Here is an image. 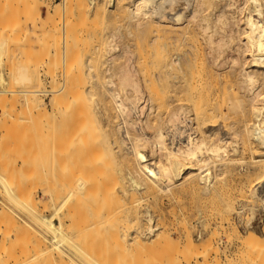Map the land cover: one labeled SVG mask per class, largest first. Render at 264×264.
<instances>
[{
	"label": "rangeland",
	"instance_id": "rangeland-1",
	"mask_svg": "<svg viewBox=\"0 0 264 264\" xmlns=\"http://www.w3.org/2000/svg\"><path fill=\"white\" fill-rule=\"evenodd\" d=\"M65 1L66 3L64 4ZM89 1L90 0H0V78L2 77L0 79V176L2 175L3 178H0V183L2 182L0 185V211H4L0 213V264H158V262L159 264H164L162 262L166 261L165 256H167V250L170 251L168 254H170L171 251L173 253L169 256H174L178 253V251L175 252L176 254L174 253V250L176 251L177 249H174L173 246L175 245H172L174 244L172 242L176 241L175 244L178 243V246L183 245V234H185L186 231L191 236L193 243L196 242L197 244H200H198V246H195L197 244H194L195 248H199V251L197 249L192 251H198L199 255L201 256H196V254L193 253L188 264H194V262L197 260L198 261L195 262V264H205L206 262V264H264V262H262L264 261V256H262V254H264V249H262L264 248V237H262L264 236V231H262L264 230V225H262L264 224V198H253L249 194L250 191H247L248 188L252 191L254 186H256L255 191L258 194L264 196V181H260V174H264V164H261V162L264 163V160L260 161V158L264 157V149L261 148L257 141L250 138V136H248V138L244 130V127L247 125V127H249L250 122H253L254 120V114L251 111V101L249 98L250 85L248 86V83L245 81L243 76V69L247 67L246 70H249L250 68H253V66H250V64L247 63L250 51L248 53V50L241 48V46H243V36L239 34V28L242 26L241 18L243 14L247 12V8L249 7L248 1L176 0L175 2V0H173L174 2L172 5H165V10L167 9L165 15H172L174 13L179 14L180 12L181 21L179 20V23L181 24L178 26L181 30L185 29L186 27V31H184L186 33L185 38H187L179 41L180 43L178 42L177 46L180 45L181 47H174L176 48L177 53L183 56V58H189L190 62L187 63V61L184 59L186 63L184 64L185 66L182 68V70L176 71L177 77L174 78L176 82L180 83L179 85L177 84L178 90L180 89V94L181 92L182 95L183 93L185 94V96H182L178 93L182 100L176 102V104L179 103V105L184 104L183 109L185 110L183 115L185 116L186 122L184 121V123H182L180 130H184L185 133L188 131H193L195 133H193V135H196L197 137H205L206 140L209 138L206 136V134H209L210 137H213L214 134L215 136L218 135L219 137L221 136V138L229 139L228 137L230 134L236 132L238 135L236 133L234 134L236 135L235 138H237L239 146L238 151L234 152L230 150L228 152V158L230 159L227 160V164H222V166H220L221 168H224L225 171H227L221 176V178L215 181V184L210 188L205 189L204 185L197 179L196 183L198 185H196L199 188H197V186H193V188L190 185H185L182 183L183 185L177 184L172 186L170 188L171 191L168 190L166 193L164 191H159L156 188H147L146 190L145 187L142 188L143 190H132L128 178L129 173L126 172L127 170H125L123 167L122 162L119 161L120 159L116 157L110 158L109 156L106 158V155L108 154L104 146V144H106V134H108L106 132L108 131L107 125L109 123V118L113 115L116 116L117 114L114 104H112L111 100L110 102L109 99H107L112 93H114V90L121 93V96L123 95L126 97H123V99H126V106L129 108L131 106L136 107V109L134 108L136 112H133V107L130 108L131 110L129 109V113L131 114L129 115L131 118H128L132 120L137 118V120L134 119V121H137L138 124L140 123L143 125L142 122L146 118L145 115H149L147 118L150 121H154L155 119L157 120L158 116H161V118L165 119L166 115H168V109L166 110L163 108H158L156 106V101L154 100L155 95L153 85L155 82V47L152 41L154 36L153 33H155L154 29L156 28L155 22L158 20V18L154 15H150V19L144 20H150V22L153 20L152 24L155 26L150 23L152 25L151 26L148 24L149 27L151 26L150 28L147 26L141 28L137 27L135 25L136 22L127 16V8H123V11H120V14L117 12L118 9H116L117 14L115 13V10H113L114 12H108L109 14L107 16H102L98 14L97 11H95L97 9H94L95 7L93 8ZM94 1H96L95 3L97 7L98 4L101 5L102 3L108 6L109 2H111L109 0ZM125 1L128 5L127 7H130L128 4L129 1ZM95 3L93 6H95ZM56 6L61 8L59 11L53 12L54 9L56 10ZM193 11L195 15L192 13ZM220 14H222V22L219 20L216 21L218 17L217 15ZM126 16L129 18V20ZM163 19L165 20L167 18ZM130 20H132L135 24H131L132 21ZM182 23H184L183 25H185V27H183ZM186 50L188 53L185 52ZM177 72L181 73L178 74ZM191 72L195 73L191 74ZM184 74L187 75V78L186 75L183 76ZM179 76H182L185 79ZM194 76L201 79H197L196 81ZM191 78L193 79L191 80ZM181 79H183V83ZM192 81H194L195 84H193ZM190 82L193 87L192 85H189ZM189 86L192 88L188 90ZM191 90H194V92L192 93ZM261 90H264V87H262ZM189 91L191 95V97H189L192 102L188 101L190 100L188 98ZM195 94L196 97L194 98ZM40 98L43 102V106H40V109L32 107V102L30 103V101H33V99H36L37 101ZM61 99L63 103L62 101L60 103ZM185 99L187 100L186 102H184ZM195 99L198 102H196ZM76 100L78 101L77 105L74 103ZM27 101L28 103H26ZM106 101H109L110 103ZM72 103L75 104V107H73L74 109H72ZM192 103H196V107H193L194 104ZM100 105H102V107ZM68 107L71 109H67ZM64 108L67 110V113L66 111H58L61 109L64 110ZM193 108H198L197 110L199 112L197 110L194 111ZM59 112L64 113L61 114ZM205 112L208 113L209 117ZM150 113L154 115L152 116ZM199 113H201V115ZM64 115L66 117H64ZM202 117L203 119H200ZM213 117L214 120L216 119V121H213L214 126L212 121L210 122ZM96 119L97 122L95 121ZM205 119H208V121H203ZM198 121L200 122L198 123ZM94 122H96V124ZM137 123L134 125V127L137 126L136 129H138L140 125ZM63 128L68 130L65 132L66 134H64L65 130ZM83 128L86 131H83V133L80 135L79 129L81 131ZM72 131H75V134ZM96 131L99 136H97L95 133ZM212 131L215 133L210 134ZM84 132L86 134L89 132V134L84 136ZM150 133L151 130L146 129V136H149ZM61 134H64L65 137L61 136ZM75 135L80 137H77L79 140L73 139L76 138ZM91 135H95L96 137ZM182 135L184 136V134ZM69 136L72 137L73 141L75 140L76 144L72 141L71 144H68V141L70 143L69 139H71ZM64 140L65 142H62ZM96 141H98L100 145H98V142L96 143ZM85 142L87 143V146H89L90 143L96 146H89L90 148L88 147L87 150L85 148L86 145L84 146L83 144ZM48 143H51V145ZM79 144H82V147L84 146L83 150L85 148L84 156L82 155L83 152L82 149H80L81 145ZM67 145L71 146L70 148L73 146V152L71 151L73 156L71 157H74V154L77 152L75 154L76 158L69 157V152L66 151V154L65 151H63V149H70L67 148ZM75 145H77L76 147L78 149L76 150L75 148L76 151L74 152ZM49 148H51V152ZM144 148L145 149L140 147V150L142 149L141 152L147 159H151L149 148L147 146ZM59 149V152L62 150L65 153V156L68 155L67 160L65 157H63L65 162L64 159H62L63 152L61 153L59 159V152H57ZM90 149H97L96 151L93 150L94 160L93 157H91L92 155H90L92 153H90ZM78 150L80 151L79 154ZM72 153H70V155ZM94 154L95 156L97 155L96 158ZM101 154L103 155L100 157ZM87 155L88 158L86 159ZM204 157H206V155ZM70 158L72 160L75 159L73 160L75 161V163L73 162L74 167L72 164H69L71 163ZM89 158L92 159L91 163L95 161L93 163H96V165L93 164V168L98 169V171H95L93 168H91V163H88L91 160ZM98 158L101 159L102 162L104 160L102 167L101 164H99L101 161ZM68 159L70 161L69 163ZM80 159H82V162ZM108 159H111L112 161L115 159L112 163L116 166H111L112 164H109L110 162L108 163ZM116 159H118V161H116ZM106 160L109 165H105ZM83 161L85 164L88 163L86 165H91V167L85 165L88 170H86V167H84ZM2 162L5 163V166ZM218 163L223 162L219 161ZM62 165H64V167H62ZM76 166L77 168H75ZM108 166H111V168L109 167L111 171H108L110 173L106 172ZM72 167L75 168V170H73L75 171L73 175H75L74 179H72L73 176H69L72 179L69 181L70 178L66 179L63 177H65V172L66 176L69 172H72ZM208 167L210 173L213 174L216 171L214 163L210 162ZM79 170L83 173H81ZM84 171H88L86 175ZM92 171L94 172L92 173ZM102 171L105 173V175L102 173ZM89 173L93 175L90 176ZM114 173L118 175L115 176ZM83 174L88 176L90 181H87V177H83ZM68 175H70V173ZM109 176L111 177L110 179H112L109 180L110 182L107 179ZM256 178H259L258 180L260 182H258ZM53 180H55L56 183L55 181L53 182ZM66 180H68L67 183ZM101 182H104L105 185L103 183L101 184ZM217 182L219 183L217 184ZM80 183L82 184L78 189ZM107 184L108 186L112 187L106 188L108 187L106 186ZM4 187H6L8 190L11 189L10 192L13 191L12 193H14L16 196L20 190L24 193L19 192L20 195L16 197L17 199H10L6 195V188ZM184 187H187V189ZM190 187L194 190H192ZM84 188H86V192L89 191L87 192L88 194L84 193ZM93 188L96 189L93 190ZM111 189H113L112 191L114 193L111 191ZM59 190L61 193L64 190L72 191V193H70L71 191L69 192L70 197L68 200L71 201L72 204L73 201H76L79 204V202L76 200L77 198H75L78 196L76 194H80L82 196L83 194L84 196L87 195L85 197L86 199L84 200L89 199V202L94 200L92 204L89 203L90 205L85 201L84 205L86 208H84L83 211L81 208L82 205L80 207L79 204L81 212H83V215L85 214L83 217L85 221L87 220L86 223L83 217L81 218L82 213L77 212L79 211L78 206H73V208L70 205L71 207L68 206V208H73V210L76 207L78 208L77 210L75 209L74 215L75 217L80 216L82 225L88 224L92 220L94 222L91 223L97 222V226H95L96 229H93L95 231L88 229L87 231H84L83 235L81 234L82 237H72L66 242H61L59 238L52 242L53 240L50 239L52 236L47 232V236H45V230L40 227V223L35 215H49L50 210L48 208L49 206H47L48 199L46 201V194H48V192L51 193L52 202L54 205H56L58 201L57 198H60L61 195V193L57 192ZM102 190H106L105 193ZM108 190L110 192L107 194L106 192ZM96 191L101 192L102 194ZM111 192L114 195H112ZM53 193H57L58 195H54ZM115 193L117 195L116 197ZM129 194H132V196L130 195L128 198ZM101 197H104L105 199H102ZM97 198L99 202H95ZM117 198L120 200H118L119 204L122 203V207L121 205H118V202L116 204L119 207L115 204ZM106 199H109L110 202L113 201L114 204L112 202L110 203L109 200L108 203L106 202L107 204H105ZM13 200L16 202H13ZM101 201L104 203H101ZM44 202L46 203L47 207L44 206ZM96 203L102 204L101 206L107 205L110 211H108V207H106L107 209L104 207L106 210L102 211L100 204L98 205ZM74 204L76 205V203ZM93 204L97 207L95 208ZM90 206L96 211H98L97 208L99 209L101 207V211L99 213L103 217L107 213L109 214L105 216L107 217L106 219H108V216L109 218H112L111 212L113 211V215H115L113 218L116 217V219L115 221H112L111 219L109 223L112 221L114 222L113 224H118L117 229L119 235L117 234L116 236L113 233V235L106 234L109 236V239L108 237L106 238V235L103 236L104 238L100 237L103 243L99 241L101 239H96V236L100 235V233L103 235L105 233L104 231L109 233L110 230L108 231L107 227L112 228L113 224L110 223L112 225L108 226L109 223L106 224V220H103V217L99 214L98 215L101 216L99 218H101L103 221H101L99 218L97 219L95 214L96 211H92L93 208L91 209ZM113 206L114 208L117 206L121 210H119V213L117 212L119 215L115 214L118 208L113 210ZM232 207L233 209L231 210ZM70 208L69 214L72 212V215H70L73 217V210ZM109 212L111 213V216ZM30 214H32L33 217ZM92 214L94 215L92 216ZM147 215L151 216L152 221L155 222V227L158 226L155 233H159L161 231V236L157 234V236L159 235L158 237L160 239H165V235H168H166V238H168L165 240L167 242L166 244H169L170 250H166L165 248L162 249V247L167 246L163 245L165 240L161 239V241L159 239V241L158 238L156 239L155 236H152L153 234L147 235V238H140L142 239L140 241L143 243V245L144 243L145 245H148H146V249L149 247L148 250L144 248V251L146 250L144 253L142 250L136 247V243L134 244L135 238L129 240L130 237L128 234L132 233V229L135 227H133V224L136 225L137 221L138 223H144ZM94 216L96 217L97 221L94 219L91 220V218ZM225 219L229 222H227ZM99 220L100 224H102L101 229L104 223V226L106 225V227L103 226L105 230L102 229L104 233L102 230L98 231L99 228L97 227L100 226L98 224ZM120 221L122 224H120ZM228 223H232L234 225L236 224L235 226L237 227V232H232ZM127 224L129 227H132L129 228ZM124 225H126L125 228H123ZM226 226L228 227L226 228ZM120 227L122 229H120ZM115 228L116 227H113V230ZM225 229L228 231V233ZM113 230H111V232H113ZM122 230L124 233L127 232L128 234L126 233L127 235L124 236L123 232H121ZM92 232L96 234H93ZM163 232L165 235H163ZM248 232H256L258 235H260V239H258L260 242L257 241V243L260 245L256 244L257 247L256 245L251 246L254 247L253 250L252 248H246L242 243L240 245L241 240L238 239L246 237L245 235ZM229 233L230 235H228ZM84 234L88 239H84ZM120 234H122V238ZM236 236L240 237L237 238ZM94 239L96 241L98 240L97 244L96 242L95 244L93 243ZM153 240H156V242L158 240L159 243H161L159 244L161 248H158L159 245L156 246L158 249H162L161 251L154 249L156 244ZM58 242L61 246H57V244H59ZM123 242H125L124 246ZM153 242L155 245H153ZM79 243L81 246L83 243L84 247H80ZM117 243H119L118 249L121 248L119 249V254L117 252L118 249L116 250ZM148 243H150V245ZM170 243H172V247ZM205 243L208 244L205 245ZM129 244L132 246L130 247ZM202 245H204V247ZM133 246L135 248H133ZM122 247H128L131 250ZM73 248H81L80 250L82 252L76 251ZM87 249L88 251H86ZM113 249V254L107 253V251L110 252ZM134 249L136 250L134 251ZM149 250L152 252L149 253L150 256L153 254V256H151L153 259L147 253ZM84 251L86 253H84ZM154 251H156V253H153ZM162 251H165V253H162ZM140 252L142 253L141 255ZM204 252L209 253L204 254ZM240 254L241 256H239ZM143 255L146 256L148 261L146 259H142ZM157 255L159 258H156ZM205 255L206 257H204ZM162 256L164 258H162ZM193 256H195L196 259H194ZM154 259H158V261ZM170 259L168 258L167 262H169V264L170 262L173 264L174 262L172 263V260L170 261ZM201 259L202 261H200ZM258 259L259 262H257Z\"/></svg>",
	"mask_w": 264,
	"mask_h": 264
},
{
	"label": "bare ground",
	"instance_id": "bare-ground-1",
	"mask_svg": "<svg viewBox=\"0 0 264 264\" xmlns=\"http://www.w3.org/2000/svg\"><path fill=\"white\" fill-rule=\"evenodd\" d=\"M109 1H111V2H109V5L108 6H106V5H104V3H102L101 5H99L98 3V7L96 6V1H94V0H90L89 2H90V4H91V6L94 8V9H97V10H95V11H97V13L98 14H100V15H102V16H107L109 13L108 12H114L113 10H115V13L117 14V12H119V14H120V11L122 12L123 11V8H127V11H128V13H126V14H128L127 16L128 17H130L131 19H133L135 22H136V24L132 21V20H130V21H132L131 22V24L132 23H134L137 27H149L148 26V24H152L153 22V20L150 22V20L149 21H146V20H144V19H150L149 17H150V15H154V16H156L157 18H158V20L155 22V25H156V28L154 29L155 30V33H153V44H154V47H155V62H154V64H155V82H154V95H155V97H154V100L156 101V106L158 107V108H163V109H168V111H167V113H168V115H166V118L164 119V118H161V116L159 117L158 116V118H157V120H156V122L154 123V121H150L147 117H149V115H145L146 116V118L144 119V121L142 122L143 123V125L142 124H138L137 123V121H134V119H136L137 120V118H134L133 120L132 119H130L131 117H130V108L131 107H133V106H131L130 108L128 107V106H126V97L125 96H121L120 94L121 93H119L118 91L116 92L115 90L113 91L114 93H112L110 96H109V98H107V99H109V101L111 100L112 101V104H114V106H115V108H116V110H117V114H116V116L115 115H113V116H111L110 118H109V123H108V125H107V132L106 133H108V134H106L107 135V138H106V140H105V143L106 144H104V146H105V150H106V152H107V154L108 155H106L107 157L106 158H108V156L111 158V157H113V158H118V159H120L119 161L120 162H122V164H123V167L125 168V170H127L126 172H128L129 173V181H130V185H131V188H132V190H140V189H142V188H144L145 187V189L147 190V188H149V189H153V188H156L157 190H159V191H164L165 193H166V191L168 192V190H170L171 191V187L172 186H174V185H177V184H182V183H184L185 185L187 184V185H190L191 187H195V186H197L198 184L196 183V180L198 179L203 185H204V188L205 189H208V188H210L211 186H213L214 184H215V181H217L219 178H221V176L222 175H224V173L227 171H225V169L224 168H221L220 166H222V164H227V160L228 159H230V158H228V152L231 150V151H234V152H236V151H238L239 149H238V140H237V138H235V134L234 133H236V132H233L232 134H230V136L228 137L229 139H224V138H221V136L219 137L218 135V137L217 136H215L213 133H215V132H213L212 131V133L210 132V134H213V137H210V135L208 134H206V136L207 137H209L207 140L205 139V137H197L196 135H193V131H186L187 133H185L184 132V130H180L181 129V126H182V123H184V121H185V116L183 115L184 114V109H183V105L184 104H182V105H179V103L178 104H176V102H178V101H181L182 99H181V96H179L178 95V93L180 94V92H179V90H178V85L180 84L179 82H176L175 80H174V78H176L177 77V74H176V71H180V70H182V68L185 66L184 64H186L185 63V60L187 61V63H190L189 62V58H183V56H181L179 53H177V51H176V48H174V47H176L177 45H178V42L179 41H182V40H184V39H186L185 38V36H186V33H185V31H186V27H185V25H183L184 23H182V25H183V27H185V29H183V30H181L180 29V27L178 26V25H180L181 23H179L181 20H180V18H181V13L179 12V14L178 13H174V14H170V15H165V13L167 12V9L165 10V5L166 4H171L172 5V3L174 2L173 0H128L129 2H128V4L130 5V7H127L128 5L126 4V1L124 0V2H123V0H109ZM202 1V0H201ZM231 1V0H230ZM248 1V3H249V7L247 8V12L245 13V14H243V16H242V26L239 28V34H241L243 37H242V40H243V46H241V48L242 49H244V50H248V53H249V51H250V54H249V59H248V64H250V66H253V68H250L249 70H246V68H244L243 69V76H244V79H245V81L248 83V86L250 85V87H249V98H250V101H251V111H252V113L254 114L253 116H254V120H253V122H250V124H249V127H244L245 129V134L247 135V137L248 136H250V138H252L253 140H255V141H257V143L261 146V148L262 149H264V90H261V88L262 87H264V0H247ZM175 2H176V0H175ZM243 2V1H242ZM66 3V1L64 2V4ZM94 3H95V6H93L94 5ZM100 3V2H99ZM60 4V3H59ZM186 4V3H185ZM243 4V3H242ZM55 6V5H54ZM59 6V5H58ZM58 6H56V10L54 9L53 10V12H56V11H59L60 10V8L61 7H58ZM60 6H65V5H60ZM243 6V5H242ZM248 6V5H247ZM58 9V10H57ZM63 9V8H62ZM116 9H118L117 10V12H116ZM246 10V9H245ZM99 11V12H98ZM110 12V13H111ZM171 12V11H170ZM169 12V13H170ZM191 12V11H190ZM124 13V12H123ZM194 15H195V13H194V11L192 12ZM168 14V13H167ZM192 14V16L194 17V15ZM237 15V14H236ZM113 16H114V13H113ZM121 16V15H120ZM126 16V17H127ZM167 16V17H166ZM191 16V17H192ZM218 16V17H217ZM216 17H217V19H216V21L217 20H219V21H221V19H222V14H220V15H217ZM239 16V15H238ZM127 17V18H128ZM155 18V17H154ZM163 18H167V19H163ZM128 20H129V18H128ZM155 20V19H154ZM180 20V21H179ZM215 21V22H216ZM218 21V22H219ZM222 22V21H221ZM241 22V21H240ZM129 24V23H128ZM150 24V25H151ZM153 26H155L154 24H152ZM151 25V26H152ZM150 26V27H151ZM149 27V28H150ZM182 27V28H183ZM152 30V29H151ZM185 30V31H184ZM142 31V30H141ZM153 31V30H152ZM203 31V30H202ZM152 36V35H151ZM241 40V41H242ZM210 41V40H209ZM112 43V42H111ZM180 43V42H179ZM152 45V44H151ZM177 47H181L180 45L179 46H177ZM0 49H1V46H0ZM179 49V48H178ZM197 49V48H196ZM184 50V49H183ZM123 51V50H122ZM181 51V50H180ZM0 52H1V50H0ZM185 52H187L188 53V51L186 50ZM117 53V52H116ZM121 53V52H120ZM200 53V52H199ZM186 54V53H185ZM1 55V54H0ZM154 55V54H153ZM186 55H188V54H186ZM185 55V56H186ZM185 59V60H184ZM198 59H199V57H198ZM110 60V59H109ZM154 61V60H153ZM198 61V60H197ZM111 62H112V60H111ZM195 64V63H194ZM188 65H190V64H188ZM143 67V66H142ZM188 67V66H187ZM194 69H196V68H194ZM152 70V69H151ZM188 70V69H187ZM192 71V70H191ZM178 73V72H177ZM181 73V72H180ZM180 73H178V74H180ZM183 73H184V71H183ZM182 73V74H183ZM195 73V72H194ZM193 72H191V74H194ZM197 73V72H196ZM186 74H184L183 76H185ZM223 75V74H222ZM193 76V75H192ZM192 76H190V77H192ZM179 77H181V78H183V79H185L184 77H182V76H179ZM178 77V78H179ZM2 78V77H1ZM0 78V79H1ZM151 78V77H150ZM186 78H187V75H186ZM189 78V77H188ZM123 79V78H122ZM183 79H181V81H182V83H183ZM193 78H191V80H192ZM194 79L197 81V79H199V78H196V76H194ZM201 79V78H200ZM199 79V80H200ZM258 79H259V81H258ZM194 80V81H195ZM198 80V81H199ZM127 81V80H126ZM185 81V80H184ZM194 81H192L193 82V84H195V82ZM244 81V80H243ZM121 82V81H120ZM186 82H187V79H186ZM188 82H189V80H188ZM259 82V83H258ZM181 83V84H182ZM197 83V82H196ZM121 84V83H120ZM178 84V85H177ZM133 85V84H132ZM184 85V84H183ZM187 85H188V83H187ZM189 85H192L191 84V82H190V84ZM120 86V85H119ZM185 86V85H184ZM181 87V86H180ZM190 87V86H189ZM188 87V90L189 89H191L192 87H193V85H192V87H190L189 88ZM195 87V86H194ZM111 88V87H110ZM196 88V87H195ZM195 88H193V89H195ZM182 89H183V87H182ZM223 89V88H222ZM120 90V89H119ZM185 91V90H184ZM183 91V92H184ZM192 91V90H191ZM222 91H224V90H222ZM112 92V91H111ZM110 92V93H111ZM194 92V90L192 91V93ZM186 93V92H185ZM196 93H197V91H196ZM233 93V92H232ZM235 93V92H234ZM124 94V93H123ZM206 94V93H205ZM180 95H182V92H181V94ZM183 95L185 96V94L183 93ZM182 95V96H183ZM223 95V94H222ZM57 96V95H56ZM187 96V95H186ZM191 97V95H190V91H189V95H188V98L190 99V97ZM214 96V95H213ZM217 96V95H216ZM89 97V96H88ZM123 97H125L124 99H125V101H124V99H123ZM193 97V96H192ZM196 97V94L194 95V98ZM56 98H58V97H56ZM150 98H151V96H150ZM217 98V97H216ZM53 99H54V96H53ZM59 99V98H58ZM78 100H80L79 98H77ZM89 99V98H88ZM128 99V98H127ZM218 99V98H217ZM82 100V99H81ZM183 100H184V98H183ZM196 100V99H195ZM197 100H198V98H197ZM196 100V102H198ZM29 101V100H28ZM28 101L26 102V103H28ZM55 101V100H54ZM53 101V102H54ZM61 101H62V99L60 100V103H61ZM65 101V100H64ZM109 101H106V102H109ZM110 101V102H111ZM187 100L185 99V101L184 102H186ZM188 101H190V102H192L191 101V99L190 100H188ZM32 102V103H31ZM101 102V101H100ZM109 102V103H110ZM148 102H149V100H148ZM193 102H194V100H193ZM30 103H31V105H32V107H35V108H39L40 106L42 107L43 106V102H42V100H41V98L40 99H38L37 101H36V99H33V101H30ZM29 103V104H30ZM62 103H63V101H62ZM74 103H76V105H77V103H78V101L76 100V101H74ZM89 103V102H88ZM91 103V102H90ZM105 103V102H104ZM133 103V102H132ZM56 104V103H55ZM67 104V103H66ZM73 104V103H72ZM80 104V103H79ZM78 104V105H79ZM107 104V103H106ZM131 104V103H130ZM129 104V105H130ZM136 104V103H135ZM181 104V103H180ZM192 104H194V103H192ZM196 104V103H195ZM195 104L193 105V107L195 106ZM58 105H59V101H58ZM63 105V104H62ZM75 104H73L72 105V109H74L73 107H75L74 106ZM132 105V104H131ZM189 105H190V103H189ZM55 106V105H54ZM61 106V105H60ZM64 106V105H63ZM101 107H102V105H100ZM107 106V105H106ZM111 106V105H110ZM109 106V107H110ZM152 106V105H151ZM40 107V108H41ZM71 107V106H70ZM100 107V108H101ZM104 107V106H103ZM138 107V106H137ZM156 107V108H157ZM196 107V106H195ZM39 108V109H40ZM55 108H57V107H55ZM66 108V107H65ZM64 108V110H58V111H66V113H67V110ZM107 108V107H106ZM134 108L136 109V107L134 106L133 107V112L135 111L134 110ZM148 108V107H147ZM150 108V107H149ZM210 108V107H209ZM58 109V108H57ZM67 109H71V108H67ZM130 109V110H129ZM194 109V111L195 110H197V109H195V108H193ZM76 110V109H75ZM81 110V109H80ZM80 110H79V112H80ZM89 110H91V109H89ZM113 111H115L114 109H112ZM57 111V112H58ZM69 111V110H68ZM109 111V110H108ZM146 111V110H145ZM149 111V110H148ZM159 111V110H158ZM161 111V110H160ZM198 111V110H197ZM197 111H196V113H197ZM61 112H59V113H61ZM76 112V111H75ZM82 112V111H81ZM133 112H132V114H133ZM136 112V111H135ZM147 112V111H146ZM145 112V113H146ZM164 112V111H163ZM199 112V111H198ZM209 112V111H208ZM48 113V112H47ZM64 113V112H63ZM63 113H61V114H63ZM105 113V112H104ZM186 113H187V111H186ZM185 113V114H186ZM194 113V112H193ZM206 113V112H205ZM219 113V112H218ZM225 113V112H224ZM71 114H73V113H71ZM77 114V113H76ZM130 114V115H129ZM151 114V113H150ZM158 114V113H157ZM200 115H201V113H199ZM207 114V116H208V113H206ZM66 115V114H65ZM64 115V117H66ZM78 115H79V113H78ZM92 115V114H91ZM152 115V114H151ZM154 115V114H153ZM152 115V116H153ZM194 115V114H193ZM219 115V114H218ZM225 115V114H224ZM47 116V115H46ZM52 116V115H51ZM68 116V115H67ZM74 116H76V115H74ZM183 116H184V119H183ZM60 117H61V115H60ZM63 117V118H64ZM82 117H83V113H82ZM86 117V116H85ZM84 117V118H85ZM128 117H130V118H128ZM201 117V116H200ZM204 117V116H203ZM203 117L202 118H200V119H203ZM209 117V116H208ZM73 118V117H72ZM79 119H81L80 117H78ZM92 118V117H91ZM197 118V117H196ZM195 118V119H196ZM94 119H95V116H94ZM195 119H193V120H195ZM87 120V119H86ZM86 120H85V122H86ZM91 120V119H90ZM106 120V119H105ZM140 120V119H139ZM192 120V121H193ZM198 120H199V118H198ZM71 121V120H70ZM77 121V120H76ZM75 121V122H76ZM79 121V120H78ZM96 122H97V119L95 120ZM196 121V120H195ZM201 121V120H200ZM200 121H198V123L200 122ZM203 121H208V119H205V120H203ZM202 121V122H203ZM212 121V124L214 123L213 121H216V119L214 120V117L212 118V120H210V122ZM80 122H82V121H80ZM79 122V123H80ZM89 122V121H88ZM96 122H94L95 124H96ZM108 122V121H107ZM139 122V121H138ZM186 122V121H185ZM209 122V123H210ZM223 122V121H222ZM83 123H84V121H83ZM135 123H137L138 125H139V127H138V129H136V127H134V125H135ZM98 125H100L99 123H97ZM180 126H179V125ZM247 124V123H246ZM78 125V124H77ZM81 125V124H80ZM84 125V124H83ZM82 125V126H83ZM183 125H185V124H183ZM201 125V124H200ZM81 126V127H82ZM213 126H214V124H213ZM68 127V126H67ZM66 127V128H67ZM184 127V126H183ZM203 127V126H202ZM64 129L65 131H64V134H66L65 132L66 131H68L67 129H69V128H67V129ZM75 128H76V126H75ZM93 128V127H92ZM99 128V127H98ZM185 128H186V126H185ZM90 129V128H89ZM146 129L147 130H151V133H150V135L149 136H146ZM187 129V128H186ZM190 129V128H189ZM169 130V131H168ZM48 131H50V130H48ZM82 131V132H81ZM81 131H80V129H79V134L81 135V133H83V131H86L84 128H83V130L81 129ZM98 131V130H97ZM97 131L95 132L96 134H97V136H99L98 135V133H97ZM242 131H243V129H242ZM73 132V131H72ZM75 132V131H74ZM73 132V133H74ZM92 132H94V131H92ZM99 132V131H98ZM217 132V131H216ZM62 133H63V131H62ZM68 133V132H67ZM85 133V132H84ZM94 133V134H95ZM100 133V132H99ZM204 133V132H203ZM242 133V132H241ZM64 134H61V136H64ZM75 134V133H74ZM79 134H77V135H79ZM86 134V133H85ZM84 134V136H87V134H89V132L85 135ZM103 134V133H102ZM102 134H100V135H102ZM105 134V133H104ZM182 134H184V136L182 135ZM195 134V133H194ZM237 134V133H236ZM48 135V134H47ZM77 135H75L76 136V138H73V139H77V140H79V136H77ZM83 135V134H82ZM203 135V134H202ZM238 135V134H237ZM240 135V134H239ZM243 135V134H242ZM83 136V137H84ZM91 136H95V135H91ZM109 136V137H108ZM65 137V136H64ZM70 137V136H69ZM77 137H79V138H77ZM89 137V136H88ZM96 137V136H95ZM223 137V136H222ZM243 137V136H242ZM50 138V137H49ZM63 138V137H62ZM71 139H69L70 140V143H69V141H68V144H71V141L73 142V143H75L76 144V142H75V140L73 141L72 140V137H70ZM87 138V137H86ZM94 138V137H93ZM101 138V137H100ZM249 138V137H248ZM64 139V138H63ZM82 139V138H81ZM80 139V140H81ZM89 139V138H88ZM68 140V139H67ZM76 140V141H77ZM84 140V139H83ZM98 140V139H97ZM102 140V139H101ZM247 140V139H246ZM60 141H61V138H60ZM244 141V140H243ZM62 142H65V140L64 141H62ZM61 142V143H62ZM83 142V141H82ZM87 142V141H86ZM83 143L84 144V146L86 145V149L88 150V147L89 146H93L94 144H92V143H90L89 144V146H87V143ZM91 142V141H90ZM94 142H95V139H94ZM98 141H96V143H97ZM249 142V141H248ZM73 143H72V145H73ZM89 143V142H88ZM95 143V144H96ZM49 144V143H48ZM62 144H64V143H62ZM92 144V145H91ZM244 144V143H243ZM49 145H51V143L49 144ZM79 145H81L80 147V149H82V152H83V156H84V152H85V148H84V150H83V147H82V144H79ZM98 145H100V143L98 142ZM97 145V146H98ZM240 145V144H239ZM48 146V145H47ZM63 146V145H62ZM61 146V147H62ZM66 146V145H65ZM64 146V147H65ZM68 147L67 148H70L71 146H69V145H67ZM77 145H75V147H74V152L78 149L77 147H76ZM96 145H94V147H95ZM145 146H147L148 148H149V150H150V155H151V159H147L146 157H145V155L141 152L142 151V149L140 150V147L142 148L143 147V149H145L144 147ZM48 147H50V146H48ZM99 147V146H98ZM240 147H242V146H240ZM72 148H73V146H72ZM72 148H70V149H63V151H65V153L67 154V152H69V157H71V156H73V149ZM75 148H76V150H75ZM90 148V147H89ZM244 148H246V147H244ZM51 148H49V150H50ZM72 149V150H71ZM79 149V150H80ZM104 149V148H103ZM48 150V151H49ZM68 150H70V151H68ZM78 150V154H79V151ZM94 150V149H93ZM93 150H91L90 149V155H92L91 157H93ZM97 150V149H96ZM96 150H94V151H96ZM98 150H100V149H98ZM102 150V149H101ZM243 150V149H242ZM60 151V149L57 151V152H59ZM62 150H61V152H59V159H60V156H61V153L63 152ZM67 151V152H66ZM72 151V152H71ZM255 151V150H254ZM50 152H51V150H50ZM81 152V153H82ZM101 152V151H100ZM65 153L63 152L62 154L64 155H62V159H64L63 157H65V159L67 160V157H68V155L67 156H65ZM70 153H72L71 155H70ZM77 153V152H76ZM75 153V154H76ZM88 153V152H87ZM86 153V154H87ZM96 153V152H95ZM101 153H103V152H101ZM75 154H74V157H71V158H76L75 157ZM77 154V155H78ZM100 154V153H99ZM52 155V154H51ZM103 154H101L100 155V157L102 156ZM206 155V157H204ZM49 156V155H48ZM47 156V157H48ZM94 156H95V154H94ZM248 156V155H247ZM51 157V156H50ZM80 157V156H79ZM97 157V155L95 156V158ZM99 157V158H100ZM104 157H105V155H104ZM70 158V159H71ZM82 158H85V157H82ZM88 158V155H87V157H86V159ZM98 158V159H99ZM112 158V159H113ZM51 159V158H50ZM65 159H64V162H65ZM78 159V158H77ZM89 159H91V158H89ZM104 159V158H103ZM118 159H116V161H118ZM73 160H75V159H73ZM72 159H71V163H69L70 161H69V159H68V163L69 164H72V166L74 167V163H75V161H73ZM79 160V159H78ZM81 160V162H82V159H80ZM93 160H94V157H93ZM100 161H101V159H99ZM111 160V159H110ZM109 159H108V163L109 164H112L111 166H113L114 164L112 163V162H114V160L112 161H110ZM238 160V159H237ZM261 160H264V157H262V158H260V161ZM52 161V160H51ZM59 161V160H58ZM57 161V162H58ZM87 161V160H86ZM91 161H92V159L90 160V162H88V163H91ZM99 161V162H100ZM223 162V163H218V162ZM63 162V163H64ZM74 162V163H73ZM93 162H95V161H93ZM91 163V165H92V167H91V165H86V164H88V163H84V161H83V163H84V167H86V166H90L91 168H93V164L94 165H96V163ZM102 162V161H101ZM99 163V164H101V167H102V165H103V162H104V160H103V162L102 163ZM210 162H212V163H214V167L216 168V171L212 174V173H210V171L208 170V164L210 163ZM259 162V161H258ZM3 164H4V166H5V163L4 162H2ZM107 163V160H106V163H105V165H109ZM118 164H120L119 162H117ZM117 163H115V164H117ZM117 164V165H118ZM261 164H264V163H262L261 162ZM2 165V164H1ZM50 165V164H49ZM79 165H80V163H79ZM86 165V166H85ZM211 165V164H210ZM71 166V165H70ZM99 166V165H98ZM111 166H108L107 167V171L106 172H108L109 170H110V168H111ZM114 166H116V165H114ZM50 167V166H49ZM62 167H64V165H62ZM68 167V166H67ZM71 168V171L72 172H69L70 173V175H68L67 174V176H66V172L65 171H63V172H65V177H63V178H66V179H68V178H70L69 176H73L72 177V179H74V175H73V173L75 172V171H73V170H75V168H77V166L75 167V168ZM81 167H82V165H81ZM101 167H98V168H101ZM110 167V168H109ZM51 168V167H50ZM69 168V167H68ZM103 168H104V166H103ZM109 168V169H108ZM123 168V169H124ZM94 169V168H93ZM92 169V170H93ZM118 169V168H117ZM70 170V169H69ZM80 170H81V168H80ZM79 170V171H80ZM85 170V169H84ZM86 170H88L87 169V167H86ZM95 171L97 170L98 171V169H94ZM113 170V169H112ZM1 171V170H0ZM62 171V170H61ZM77 171V170H76ZM78 171V172H79ZM111 171V170H110ZM118 171V170H117ZM49 172V171H48ZM81 172V171H80ZM85 172V171H84ZM88 172V171H87ZM87 172H85V175L87 174ZM94 171H92V173H93ZM100 172V171H99ZM114 172V171H113ZM116 172V171H115ZM71 173H72V175H71ZM81 173H83V172H81ZM98 173V172H97ZM102 173H104L103 171H102ZM108 173H110V172H108ZM117 173V172H116ZM116 173H114L115 174V176H117L118 174H116ZM119 173V172H118ZM51 174V173H50ZM62 174V175H63ZM112 174V173H111ZM80 175V174H79ZM82 175V174H81ZM84 174H83V177L85 176ZM89 175L90 176H92L90 173H89ZM96 175H98V174H96ZM101 175V174H100ZM104 175H105V173H104ZM107 175H109V174H107ZM261 175V179H260V181H264V177H262V176H264V174H260ZM99 176V175H98ZM110 176H112V175H110ZM109 176V178H107L108 179V181L109 180H112V179H110L111 177ZM9 177V176H8ZM47 177H48V175H47ZM82 177V176H81ZM85 177H87V181H90L89 179H88V176H85ZM114 177V176H113ZM0 178H2V175L0 176ZM7 178V177H6ZM93 178H95V177H93ZM102 178H103V176H102ZM3 179V178H2ZM49 179H51V178H49ZM48 179V180H49ZM53 179V178H52ZM71 178L69 179V181H71L72 180ZM86 179V178H85ZM105 179V178H104ZM114 179V178H113ZM257 179V178H256ZM259 179V178H258ZM257 179V180H258ZM5 180V179H4ZM102 180V179H101ZM106 180V179H105ZM115 180V179H114ZM128 180V179H127ZM55 180H53V182H54ZM63 181H65V180H63ZM67 181L68 180H66V183H67ZM86 181V182H87ZM259 180H258V182H260ZM9 182V181H8ZM91 182H93V181H91ZM110 182V181H109ZM113 182V181H112ZM117 182V181H116ZM125 182V181H124ZM220 182V181H219ZM219 182H217V184L219 183ZM2 183V182H1ZM1 183H0V185H1ZM55 183H56V181H55ZM85 183V182H84ZM104 184V182H101V184ZM108 183V182H107ZM118 183V182H117ZM117 183H116V185H117ZM176 183V184H175ZM200 183V184H201ZM247 183V182H246ZM262 183V182H261ZM261 183H259V184H261ZM48 184H50V183H48ZM81 184L82 183H80L79 185L80 186H78V189H79V187H81ZM100 184V183H99ZM197 184V185H196ZM249 184V183H248ZM3 185V184H2ZM13 185V184H12ZM52 185V184H51ZM64 185V184H63ZM78 185V184H77ZM90 186H92L91 184H89ZM105 185V184H104ZM103 185V186H104ZM109 185H110V183H109ZM119 185V184H118ZM183 185V184H182ZM257 185H258V183H257ZM4 186V185H3ZM19 186V185H18ZM48 186V185H47ZM53 186V185H52ZM85 186V185H84ZM87 186H88V184H87ZM86 186V187H87ZM106 186H108V184L106 185ZM115 186V185H114ZM113 186V187H114ZM248 186V185H247ZM64 187H66V186H64ZM94 187V186H93ZM102 187V186H101ZM109 187H112V186H108V187H106V188H109ZM190 187V188H191ZM193 187V188H194ZM255 187L256 186H254V189L251 191V189H247V191H250V195L253 197V198H256V199H262V198H264V196H262V195H260V194H258L255 190ZM3 188V187H2ZM4 188H6V187H4ZM18 188H20V187H18ZM67 188V187H66ZM105 188V187H104ZM185 188V187H184ZM189 188V189H190ZM193 188H191L192 190H194ZM197 188H199L198 186H197ZM196 188V189H197ZM218 188V187H217ZM253 188V187H252ZM10 189V188H9ZM63 189V188H62ZM65 189V188H64ZM74 189V188H73ZM81 189V188H80ZM86 188H84L83 190H85ZM89 189V188H88ZM87 189V190H88ZM92 189V188H91ZM90 189V190H91ZM94 189H96V188H93V190ZM115 189V188H114ZM185 189H187V187L185 188ZM214 189V188H213ZM245 189V188H244ZM11 190V189H10ZM10 190H8L7 188L5 189V193H6V195L11 199V198H16V197H18V195H20V193L19 192H23V191H19L18 192V194H17V196L14 194V193H12L13 191H11L10 192ZM17 190V189H16ZM72 190V189H71ZM70 190V191H71ZM76 190V189H75ZM110 190V189H109ZM107 191L106 193L108 194L110 191ZM113 189H111V191H112ZM130 190V189H129ZM143 190V189H142ZM155 190V189H154ZM184 190V189H183ZM50 191V190H49ZM70 191H67V190H64L62 193H61V191L59 190V191H57L58 193H61V195H60V198H57V204L56 205H54L53 204V202H52V195H51V193L50 192H48V194H46V201H47V199H48V205L47 206H49L48 208H49V210H50V213H49V215H35V217L38 219V221H39V223H40V227L43 229V230H45V233L47 232L48 234H50L51 236H52V238H50L51 240H53L52 242H54V240H56L57 238H59L60 240H61V242H66V241H69V239L70 238H72V237H76V236H81L82 237V235H83V233H84V231H87L88 229H92V231H95V230H93L94 228L96 229V227L95 226H97L96 225V223H91V222H94L92 219H94V220H96L97 221V219L99 218V217H101L102 215L99 213L100 211H101V207H102V211H104V210H106L107 208L106 207H108L107 205H104V206H101L102 204H100V203H96V204H100V208L98 209L97 208V210L98 211H96L93 207V210L92 211H96V216H97V219H96V217L94 216L93 218H91V220L92 221H90V223H88V224H85V225H82V221H81V218L85 215H83V212H81V210H80V207H81V205H82V211H83V209L84 208H86V206L84 205V203H85V201L86 202H88L87 204H89V203H91L92 204V202L94 201L93 199V201L91 202H89L88 200H84V199H86L85 197L87 196V195H85L84 196V194H83V196L82 195H80V194H76V195H78V196H74L75 198H77L76 200L79 202V204H80V207H79V204L76 202V201H73V204L74 203H76V205L74 204H72L71 203V201H68L69 200V195H70V193H72V191L70 192ZM74 191V190H73ZM92 191V190H91ZM101 191V190H100ZM104 193H105V191L104 190H102ZM219 191V190H218ZM17 192V191H16ZM70 192V193H69ZM87 192H89V191H87ZM86 192V190L84 191V193L86 194L87 193ZM96 192H98V191H96ZM113 192V191H112ZM111 192V193H112ZM145 192V191H144ZM148 192V191H147ZM156 192V191H155ZM180 192H181V189H180ZM24 193V192H23ZM22 193V194H23ZM77 193V192H76ZM98 193H101V192H98ZM110 193V194H111ZM114 193V192H113ZM112 193V195H114ZM141 193V192H140ZM172 193V192H171ZM28 194V193H27ZM54 195L56 194V195H58L57 193H53ZM88 194V193H87ZM102 194V193H101ZM118 194V193H117ZM139 194V193H138ZM147 194V193H146ZM5 195V196H6ZM54 195H53V197H54ZM80 195V196H79ZM93 195V194H92ZM92 195H91V197H92ZM106 195V194H105ZM118 195H120V194H118ZM130 195L132 196V194H129V196H128V198L130 197ZM135 195H137V194H135ZM163 195V194H162ZM178 195V194H177ZM26 196V195H25ZM31 196V195H30ZM71 196H73V195H71ZM82 196V197H81ZM94 196V195H93ZM103 196V195H102ZM107 196V195H106ZM110 196V195H109ZM117 195H116V193H115V197H116ZM150 196V195H149ZM191 196V195H190ZM95 197V196H94ZM97 197V196H96ZM112 197V196H111ZM114 197V198H115ZM173 197V196H172ZM249 197V196H248ZM72 198V197H71ZM75 198H74V200H75ZM80 198V199H79ZM81 198H82V200H81ZM88 198V197H87ZM102 199H105L104 197H101ZM114 198H112L113 200H115ZM134 198V197H133ZM17 199V198H16ZM19 199V198H18ZM32 199H34V198H32ZM79 199V200H78ZM100 199V198H99ZM110 199V198H109ZM109 199H106V201H105V204H107L108 203V200ZM136 199V198H135ZM176 199V198H175ZM28 200V199H27ZM54 200V199H53ZM84 200V201H83ZM119 198H117L116 199V202H115V204L118 202V205H121V207H122V203L121 204H119ZM124 200V199H123ZM127 200H129V199H127ZM15 200H13V202H14ZM18 201V200H17ZM36 201H37V198H36ZM56 201V200H55ZM98 201V198H97V200H95V202H97ZM132 201H133V199H132ZM200 201V200H199ZM261 201V200H260ZM16 202V201H15ZM68 202H70V203H68ZM81 202V203H80ZM99 202V201H98ZM103 201H101V203H102ZM107 202V203H106ZM109 202H110V200H109ZM112 203H113V201H111ZM110 202V203H111ZM124 202V201H123ZM231 202V201H230ZM21 203V202H20ZM34 203V202H33ZM40 203V202H39ZM104 203V202H103ZM126 203V202H125ZM41 204H42V202H41ZM44 206H46V203L44 202ZM78 204V205H77ZM95 204V203H94ZM93 204V206L96 208L97 206L96 205H94ZM114 204V203H113ZM147 204V203H146ZM43 205V204H42ZM73 207V206H78V208H79V211H77L78 213L80 212V213H82V215H81V218H80V216H78V217H75V215H74V211H75V209L77 210L78 208L76 207L74 210H73V208H70L71 206ZM90 205V204H89ZM117 205V204H116ZM117 205V206H118ZM245 205V204H244ZM46 206V207H47ZM68 206H70L69 208L70 209H72L73 210V217L71 216L72 214V212H70V214H69V208H68ZM83 206H85V207H83ZM109 206H110V204H109ZM115 206V205H114ZM114 206H113V208H114ZM115 207L116 209L119 207ZM124 206H126V205H124ZM131 206V205H130ZM243 206V205H242ZM1 207V206H0ZM22 207V206H21ZM23 207H25V206H23ZM106 209H105V208ZM120 207V208H121ZM240 207V206H239ZM253 207V206H252ZM90 208H91V206H90ZM91 208V209H92ZM115 208L113 209V210H115ZM157 208V207H156ZM3 209V208H2ZM26 209V208H25ZM126 209V208H125ZM233 209V207L231 208V210ZM239 209V208H238ZM28 210V209H27ZM47 210V209H46ZM89 210V209H88ZM118 210V211H117ZM116 210V212H115V214L117 215L118 213H119V208ZM219 210V209H218ZM91 211V212H92ZM108 211H110L109 210V207H108ZM107 211V212H108ZM111 211H112V209H111ZM121 211V210H120ZM234 211V210H233ZM237 211V210H236ZM1 212H4L3 210H1L0 211V213ZM6 212V211H5ZM25 212V211H24ZM87 212V211H86ZM93 212V213H94ZM118 212V213H117ZM27 213V212H26ZM43 213V212H42ZM76 213V212H75ZM110 213V212H109ZM112 213V218L110 217L109 218V216H108V219H106L107 217H105V216H107V214L106 215H104V217H103V220L105 219L106 220V224L107 223H109V221L112 219V221L114 220L115 221V219H116V217L115 218H113V216H115V215H113V211L111 212ZM111 213H110V216H111ZM29 214V213H28ZM77 214V213H76ZM101 215V216H99V215ZM120 214H122V213H120ZM7 215V214H6ZM8 215H9V213H8ZM31 216H32V214H30ZM94 214H92V216H93ZM109 215V214H108ZM119 215V214H118ZM146 215V214H145ZM4 216V215H3ZM10 216H12V215H10ZM77 216V215H76ZM88 216V215H87ZM121 216V215H120ZM2 217V216H1ZM33 217V216H32ZM86 217V216H85ZM126 217H128V216H126ZM120 218V217H119ZM222 218H223V216H222ZM80 219V220H79ZM83 219H84V217H83ZM100 220H101V218H99ZM121 219V218H120ZM131 219V218H130ZM145 219V218H144ZM100 220H99V227H97V228H99V230L98 231H100V230H102V229H104L105 230V228L104 227H106V225L104 226V224H103V226H102V229H101V225L102 224H100ZM103 220H101V221H103ZM107 220H108V222H107ZM118 220V219H117ZM166 220V219H165ZM218 220H219V218H218ZM217 220V221H218ZM222 220V219H221ZM226 220V219H225ZM81 221V222H80ZM84 221H85V219H84ZM110 222V223H114V222ZM123 221V220H122ZM142 221V220H141ZM227 221V220H226ZM36 222H37V220H36ZM87 222V220L85 221V223ZM119 222V221H118ZM227 222H229V221H227ZM226 222V223H227ZM233 222V221H232ZM109 223V225L108 226H111L112 224H110ZM126 223V222H125ZM155 222H153L152 221V218H151V216L150 215H147L146 216V220H145V222L144 223H138V221H137V224H136V221H135V224L136 225H134L133 224V232L132 233H127L128 234V236L130 237L129 238V240H132V239H134V244L136 245V247L137 248H139L140 250H142L143 251V253L144 252H146V250H148L149 249V247H148V249H146L147 248V246L145 245V243H144V245H143V243H141V241L140 240H142V239H140V238H143V237H145V238H147L148 236L147 235H152L153 237L155 236V238L157 239L158 238V240L160 239L158 236L160 235V232L159 233H155V231L157 230V227H155V224H154ZM161 223V222H160ZM182 223V222H181ZM84 224V223H83ZM120 224H122L121 223V221H120ZM115 225V226H114ZM160 225V224H159ZM228 225L230 226V229L232 230V232L233 231H236L237 232V227L234 225V224H232V223H228ZM262 225H264V224H262ZM122 226V225H121ZM125 226L126 225H124V227L123 228H125ZM127 226H128V224H127ZM113 227H116L115 229H117V227H118V224L116 225V224H113L112 225V228H109V227H107V229H108V231H109V233H111V234H109V233H107V231H104L103 232V230H102V232L104 233L103 235H101V233H100V235H98V236H96V239L98 238V239H101V238H104L103 236L104 235H113V234H115L116 236H117V234L119 235V233H118V229L117 230H113ZM129 227V226H128ZM127 227V228H128ZM132 226H130L129 228H131ZM203 227V226H202ZM219 227V226H218ZM223 227V226H222ZM228 226H226V228H227ZM163 228V227H162ZM120 229H122L121 227H120ZM185 229V228H184ZM203 229H204V227H203ZM111 230H113V232H111ZM126 230V229H125ZM159 230V229H158ZM161 230V229H160ZM226 230V229H225ZM186 231V230H185ZM213 231V230H212ZM227 231V230H226ZM262 231H264V230H262ZM89 232V231H88ZM96 232H97V230H96ZM117 232V233H116ZM121 232H123V230L121 231ZM236 232H234V233H236ZM43 233H44V231H43ZM44 233V234H45ZM47 233H46V235L45 236H47ZM93 233V232H92ZM113 233V234H112ZM126 233H124L123 232V234H124V236L125 235H127ZM169 233V232H168ZM227 233H228V231H227ZM231 233V232H230ZM230 233L228 234V235H230ZM82 234V235H81ZM93 234H96V233H93ZM92 234V235H93ZM157 234H159L158 236H157ZM214 234V233H213ZM236 234H238V233H236ZM90 235H91V233H90ZM106 235V238L108 237V239H109V236H107ZM121 235V238H122V234H120ZM163 235H165L164 234V232H163ZM162 235V236H163ZM167 235V234H166ZM166 235H165V239H167L166 238ZM115 236V237H116ZM157 236V237H156ZM161 236V235H160ZM168 236V235H167ZM183 236H184V244L183 245H180V246H178V243H176L175 244V242H172V243H174V244H172V243H170V245L172 244V245H175V246H173L174 247V249H177L176 251L174 250V253L175 252H177L178 251V253L176 254V255H172V256H169V255H171V254H173L172 253V251H171V253L170 254H168V252H170V251H168L167 249H169L170 247H169V244L167 245L166 243V240L164 239V238H161V239H164L165 240V243H163V245H167L166 247H168V248H166V247H162V249L163 248H165L166 250H167V252H166V255L167 256H165V254H164V256H165V262H162V263H164V264H169V262H167L168 260V258L170 259V257H171V259H170V261L172 260V263L173 264H188L189 263V260L191 259V255H193V253H195L196 254V256L198 255V256H200L199 255V248L197 249V248H195V246H198V244L195 242V243H193V240H192V238H191V236L189 235V233L186 231L185 232V234H183ZM246 237H244V236H242V237H244V238H242V239H240V238H238V237H240V236H236L239 240H241V242L240 241H238V242H240V245H241V243L246 247V248H252V250L254 249V247H251V246H253V245H256V244H259V243H257V241L258 242H260L258 239H260V235H258L256 232H248L246 235H245ZM50 237V236H49ZM83 237H85V234H84V236ZM92 237V236H91ZM101 237V238H100ZM115 237H113V238H115ZM207 237V236H206ZM206 237H205V239H206ZM262 237H264V236H262ZM105 238V239H106ZM112 238V237H111ZM120 238V237H119ZM118 238V239H119ZM120 238V239H121ZM154 238V239H155ZM80 239V238H79ZM84 239H88V238H84ZM125 239V238H124ZM124 239H122V240H124ZM153 239V238H152ZM160 239V240H161ZM181 239V238H180ZM183 239V238H182ZM208 239V238H207ZM228 239H230V238H228ZM75 240V239H74ZM111 240V239H110ZM122 240H121V243H122ZM157 240V242H158V244H157V242H156V240H153L154 242H155V244H154V242H153V245H155V248L154 249H158V248H161L160 247V245L159 244H161V243H159V241ZM170 240V239H169ZM76 241V240H75ZM98 241V240H97ZM97 241L94 239V244H95V242H96V244H97ZM100 242H102V239L101 240H99ZM107 241V240H106ZM115 241V240H114ZM120 241V240H119ZM118 241V242H119ZM126 241V240H125ZM127 241H128V239H127ZM127 241H126V243H127ZM162 241V240H161ZM233 241V240H232ZM72 242V241H71ZM85 242V241H84ZM83 242V243H84ZM99 242V243H100ZM110 242V241H109ZM130 242V241H129ZM143 242V241H142ZM152 242V241H151ZM150 242V243H151ZM164 242V241H163ZM219 242V241H218ZM229 242V241H228ZM59 243V242H58ZM82 243V246H81V244H80V247H84L83 244ZM86 243H87V241H86ZM85 243V244H86ZM103 243V242H102ZM107 243V242H106ZM116 243V242H115ZM114 243V244H115ZM150 243H148L149 245H150ZM202 243V242H201ZM57 244V243H56ZM62 244H64V243H62ZM111 244V243H110ZM118 244L119 243H117V248H116V250L118 249ZM124 244H125V242H123V246H124ZM131 244V243H130ZM130 244H129V246H130ZM180 244V243H179ZM194 244H197V245H195L194 246ZM208 244V243H207ZM206 243H205V245H207ZM58 245H60V243L59 244H57V246ZM75 245V244H74ZM88 245V244H87ZM113 245V244H112ZM157 245H159V247L157 248L156 246ZM172 245H171V247H172ZM200 245V244H199ZM216 245V244H215ZM242 245V246H243ZM260 245V244H259ZM61 246V245H60ZM89 246V245H88ZM88 246H87V248H88ZM115 246V245H114ZM132 246V245H131ZM130 246V247H131ZM152 246V245H151ZM162 246V245H161ZM203 247H204V245H202ZM243 246V247H244ZM101 247V246H100ZM203 247H202V249H203ZM256 247H257V245H256ZM58 248V247H57ZM63 248V247H62ZM79 248V247H78ZM78 248H73V249H75L76 251H80V252H82L80 249H78ZM105 248V247H104ZM104 248H103V250H104ZM122 248H125V247H122ZM128 248V247H127ZM127 248H125V249H127ZM133 248H135L134 246H133ZM144 248L146 249L145 251H144ZM153 248H151V249H153ZM194 248V249H193ZM213 248H214V246H213ZM212 248V249H213ZM215 248H216V246H215ZM242 248V247H241ZM260 248V247H259ZM59 249V248H58ZM64 249V248H63ZM62 249V250H63ZM84 249V248H83ZM109 249H111V248H109ZM115 249V248H114ZM114 249L113 250H111L110 252L109 251H107V253H111V254H113L112 253V251L114 252ZM119 249H121V248H119ZM119 249H118V254H119ZM124 249V250H125ZM162 249H158V251H161ZM198 250L197 252H195V251H192V250ZM257 250H259L258 248H256ZM262 249H264V248H262ZM61 250V249H60ZM65 250V249H64ZM63 250V251H64ZM105 250H106V248H105ZM123 250V249H122ZM121 250V251H122ZM128 250H131L130 248H128ZM136 249H134V251H135ZM139 250V251H140ZM170 250V249H169ZM245 250V249H244ZM261 250V249H260ZM86 251H88V249L86 250ZM96 251V250H95ZM204 251H205V249H204ZM212 251H214V250H212ZM242 251V250H241ZM262 251V250H261ZM104 252V251H103ZM102 252V253H103ZM123 252H126V251H123ZM122 252V253H123ZM131 252V251H130ZM137 252V251H136ZM165 253V251H162V253ZM190 252H192V253H190ZM200 252H202V251H200ZM206 252V251H205ZM204 252V254H207V253H209V252H207V253H205ZM255 252V251H254ZM84 253H86L85 251H84ZM116 253V252H115ZM121 253V254H122ZM147 253L149 254V253H152V252H150V250H149V252L147 251ZM153 253H156V251H154ZM159 253V252H158ZM157 253V254H158ZM89 254V253H88ZM129 254V253H128ZM135 254V253H134ZM142 253L140 252V255H141ZM160 254H161V252H160ZM194 254V255H195ZM216 254V253H215ZM241 254H242V252H241ZM241 254L239 255V256H241ZM257 254V253H256ZM86 255V254H85ZM156 255V254H155ZM154 255V256H155ZM162 255V254H161ZM161 255H160V257H161ZM201 255H203V254H201ZM89 256V255H88ZM93 256V255H92ZM145 255H143V257H142V259L144 260V259H146L147 260V258H146V256L144 257ZM149 256H150V254H149ZM151 256H153V254L151 255ZM150 256V257H151ZM158 256V255H157ZM156 256V258H159V256L157 257ZM169 256V257H168ZM262 256H264V254H262ZM98 257V256H97ZM97 257H94V258H97ZM101 257V256H100ZM99 257V258H100ZM148 257V256H147ZM194 257V259H196V257L195 256H193ZM201 257V256H200ZM203 257V256H202ZM204 257H206V255L204 256ZM214 257V256H213ZM253 257V256H252ZM256 257V256H255ZM259 257H260V254H259ZM101 258H103V257H101ZM140 258V257H139ZM149 258V257H148ZM152 259H153V257H151ZM151 258H150V260H151ZM162 258H164L163 256H162ZM161 258V259H162ZM258 258V257H257ZM89 259H90V257H89ZM93 260H95V259H93ZM97 260H99V259H97ZM141 260V259H140ZM154 260H157L158 261V259H154ZM174 260V261H173ZM252 260V259H251ZM92 261V260H91ZM100 261V260H99ZM148 261V260H147ZM161 261V260H160ZM198 261V260H197ZM197 261H195V262H197ZM200 261H202V259L200 260ZM206 261V260H205ZM261 261V260H260ZM144 262V261H143ZM194 262V261H193ZM195 262H194V264H195ZM254 262V261H253ZM257 262H259V259L257 260ZM262 262H264V261H262ZM84 263V262H83ZM92 263V262H91ZM103 263V262H102ZM207 263V262H206ZM205 263V264H206ZM78 264V263H77ZM81 264V263H80ZM105 264V263H104ZM116 264V263H115ZM147 264V263H146ZM150 264V263H149ZM158 264H159V262H158ZM170 264H171V262H170ZM201 264V263H200ZM257 264V263H256Z\"/></svg>",
	"mask_w": 264,
	"mask_h": 264
}]
</instances>
